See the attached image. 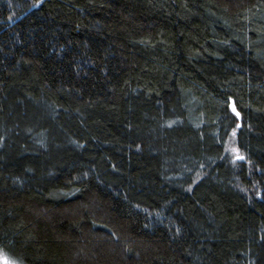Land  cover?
Masks as SVG:
<instances>
[{
    "label": "trees",
    "instance_id": "obj_1",
    "mask_svg": "<svg viewBox=\"0 0 264 264\" xmlns=\"http://www.w3.org/2000/svg\"><path fill=\"white\" fill-rule=\"evenodd\" d=\"M0 251L264 264V0H0Z\"/></svg>",
    "mask_w": 264,
    "mask_h": 264
},
{
    "label": "rangeland",
    "instance_id": "obj_2",
    "mask_svg": "<svg viewBox=\"0 0 264 264\" xmlns=\"http://www.w3.org/2000/svg\"><path fill=\"white\" fill-rule=\"evenodd\" d=\"M234 107H232L233 110ZM235 114L237 113L236 111L234 112ZM239 118V115H238ZM235 135H232L230 140H229V144H228V150L229 153L232 156H236L239 157L241 155L240 151L237 149L236 147V143H235ZM6 261L8 262V264H16L14 262H12L10 259H8L1 251H0V264H6Z\"/></svg>",
    "mask_w": 264,
    "mask_h": 264
},
{
    "label": "snow or ice",
    "instance_id": "obj_3",
    "mask_svg": "<svg viewBox=\"0 0 264 264\" xmlns=\"http://www.w3.org/2000/svg\"><path fill=\"white\" fill-rule=\"evenodd\" d=\"M236 110H235V108H233V112H235ZM236 115L238 116L239 115V113L237 112L236 113ZM233 135H235V133H233ZM240 159H243V157H239ZM6 264H8V262L6 261Z\"/></svg>",
    "mask_w": 264,
    "mask_h": 264
}]
</instances>
